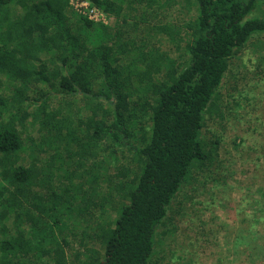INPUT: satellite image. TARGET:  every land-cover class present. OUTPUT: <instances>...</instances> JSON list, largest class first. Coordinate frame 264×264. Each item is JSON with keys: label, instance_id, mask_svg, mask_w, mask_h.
Returning a JSON list of instances; mask_svg holds the SVG:
<instances>
[{"label": "trees", "instance_id": "trees-1", "mask_svg": "<svg viewBox=\"0 0 264 264\" xmlns=\"http://www.w3.org/2000/svg\"><path fill=\"white\" fill-rule=\"evenodd\" d=\"M142 1L88 0L114 19L103 26L70 0H0V264H161L156 235L173 199L216 169L220 138L206 117H222L231 61L264 35L263 17L247 19L258 2L171 0L194 8L186 31L147 28L176 48L185 32L170 58L141 29L128 33ZM61 143L74 166L65 181L54 180ZM106 205L114 217L104 220Z\"/></svg>", "mask_w": 264, "mask_h": 264}, {"label": "rangeland", "instance_id": "rangeland-1", "mask_svg": "<svg viewBox=\"0 0 264 264\" xmlns=\"http://www.w3.org/2000/svg\"><path fill=\"white\" fill-rule=\"evenodd\" d=\"M71 2L75 11V0ZM160 2L164 6L149 0L135 4V9L128 12L132 16L128 22L133 24L137 21L140 26L136 31L126 28L130 36L137 35L141 29V36L153 44L157 53L176 58L187 41L183 31L194 18V8H188L184 1H181L182 6L181 2L176 5L171 0ZM257 2L247 19L264 18V0ZM95 23L113 26L114 19L110 20L107 16L105 22ZM165 23L184 28L180 32L181 37L177 38L179 48L167 36L147 37V28ZM150 34L155 32L150 31ZM219 95L222 117L208 115L205 126L207 133H214L220 138L217 167L213 173L189 178L173 199L171 210L156 235L155 250L163 256L161 264H264V242L259 238H264V223L256 222L264 205V35L253 36L244 51L231 61ZM64 148L67 149L68 145ZM64 148L61 143L63 158L54 164V180L60 179L58 175L62 174L61 179L65 181L70 169L74 168L65 158L67 153ZM28 155L25 156L27 164L35 158L31 153ZM40 157L44 162L46 156ZM77 159L74 157L71 160L77 163ZM93 160L97 163L101 159ZM90 161L88 159L78 172H84ZM74 182L78 184L79 180ZM106 191L103 187L102 192ZM259 196H262V201L257 205ZM96 201L100 203L102 199ZM97 214L104 220L114 217L107 205ZM252 229L259 233L256 235L255 231H249ZM240 236L252 239L251 247L238 243Z\"/></svg>", "mask_w": 264, "mask_h": 264}, {"label": "built area", "instance_id": "built-area-1", "mask_svg": "<svg viewBox=\"0 0 264 264\" xmlns=\"http://www.w3.org/2000/svg\"><path fill=\"white\" fill-rule=\"evenodd\" d=\"M70 3H72L71 0ZM74 7L77 13L82 14L87 19L92 20L94 22H105V17H107V15L101 10L94 6H91L88 0H75Z\"/></svg>", "mask_w": 264, "mask_h": 264}]
</instances>
